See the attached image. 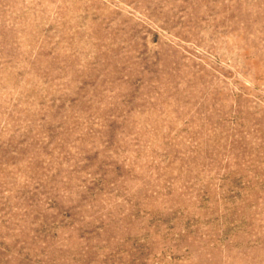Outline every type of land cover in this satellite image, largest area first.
Listing matches in <instances>:
<instances>
[{
    "label": "rangeland",
    "instance_id": "rangeland-1",
    "mask_svg": "<svg viewBox=\"0 0 264 264\" xmlns=\"http://www.w3.org/2000/svg\"><path fill=\"white\" fill-rule=\"evenodd\" d=\"M0 264H264V0H0Z\"/></svg>",
    "mask_w": 264,
    "mask_h": 264
}]
</instances>
